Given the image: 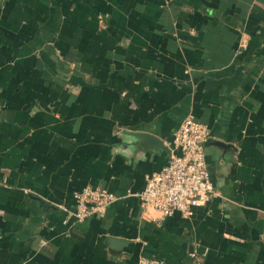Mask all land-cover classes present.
<instances>
[{"label": "crops", "instance_id": "obj_1", "mask_svg": "<svg viewBox=\"0 0 264 264\" xmlns=\"http://www.w3.org/2000/svg\"><path fill=\"white\" fill-rule=\"evenodd\" d=\"M188 113L217 194L162 217L135 193ZM86 185L118 198L77 221ZM140 256L264 264V0H0V264Z\"/></svg>", "mask_w": 264, "mask_h": 264}, {"label": "built area", "instance_id": "obj_2", "mask_svg": "<svg viewBox=\"0 0 264 264\" xmlns=\"http://www.w3.org/2000/svg\"><path fill=\"white\" fill-rule=\"evenodd\" d=\"M206 123L185 115L172 135V149L160 170L145 177L144 188L135 193L144 208L160 216L173 212L189 215L193 206L203 204L217 194L206 167L203 143L208 138ZM118 198L102 186L86 185L73 193L72 215L77 221L101 214ZM137 264H169L161 259L140 256Z\"/></svg>", "mask_w": 264, "mask_h": 264}, {"label": "water", "instance_id": "obj_3", "mask_svg": "<svg viewBox=\"0 0 264 264\" xmlns=\"http://www.w3.org/2000/svg\"><path fill=\"white\" fill-rule=\"evenodd\" d=\"M126 134L128 136L134 137V140L136 142H139V144L145 148L153 150L159 148L165 149L162 140L152 133L144 131H127Z\"/></svg>", "mask_w": 264, "mask_h": 264}]
</instances>
